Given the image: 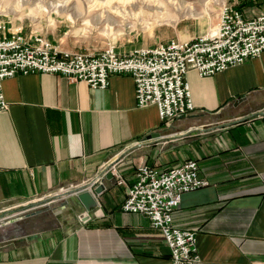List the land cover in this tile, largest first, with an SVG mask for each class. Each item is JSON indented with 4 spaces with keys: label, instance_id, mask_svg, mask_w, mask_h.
I'll return each instance as SVG.
<instances>
[{
    "label": "crops",
    "instance_id": "0c3cea01",
    "mask_svg": "<svg viewBox=\"0 0 264 264\" xmlns=\"http://www.w3.org/2000/svg\"><path fill=\"white\" fill-rule=\"evenodd\" d=\"M249 4L234 8L245 19L264 12V0ZM186 79L194 111L170 122L136 106L130 75H111L105 89L56 74L4 79L0 217L50 202L0 219V264H171L150 220L121 205L139 164L187 160L208 184L182 195L173 222L196 232V264H264V52ZM90 183L103 191L86 211L75 191Z\"/></svg>",
    "mask_w": 264,
    "mask_h": 264
},
{
    "label": "built area",
    "instance_id": "2783aa9c",
    "mask_svg": "<svg viewBox=\"0 0 264 264\" xmlns=\"http://www.w3.org/2000/svg\"><path fill=\"white\" fill-rule=\"evenodd\" d=\"M213 29L189 41L170 40L127 53L115 46L81 53L59 50L41 37L26 38L21 29L12 31L0 22V113L8 107L2 82L18 74L61 75L92 89H105L111 75L126 74L133 79L137 107L155 106L163 122L186 117L194 111L186 79L189 70L206 77L264 52V12L245 19L238 9L223 3ZM105 171L116 177L117 184H124L114 167ZM207 184L198 177L195 160L163 170L142 163L121 210L150 220L169 249L171 264H196V232L175 226L173 216L184 193Z\"/></svg>",
    "mask_w": 264,
    "mask_h": 264
},
{
    "label": "rangeland",
    "instance_id": "374dc122",
    "mask_svg": "<svg viewBox=\"0 0 264 264\" xmlns=\"http://www.w3.org/2000/svg\"><path fill=\"white\" fill-rule=\"evenodd\" d=\"M251 0H0V22L26 38L41 37L56 48L97 53L186 41L213 30L225 3L248 9ZM260 4V3H259ZM53 200V199H52ZM49 200L6 215H22Z\"/></svg>",
    "mask_w": 264,
    "mask_h": 264
},
{
    "label": "water",
    "instance_id": "95a60500",
    "mask_svg": "<svg viewBox=\"0 0 264 264\" xmlns=\"http://www.w3.org/2000/svg\"><path fill=\"white\" fill-rule=\"evenodd\" d=\"M147 138L150 137H146V139ZM94 185L95 183H90L75 191L77 200L86 211H89L96 206V200L93 197L92 193L97 195L102 193L103 191V186L101 184L97 185L96 187Z\"/></svg>",
    "mask_w": 264,
    "mask_h": 264
},
{
    "label": "bare ground",
    "instance_id": "6f19581e",
    "mask_svg": "<svg viewBox=\"0 0 264 264\" xmlns=\"http://www.w3.org/2000/svg\"><path fill=\"white\" fill-rule=\"evenodd\" d=\"M213 31H214V29L211 32H213Z\"/></svg>",
    "mask_w": 264,
    "mask_h": 264
}]
</instances>
